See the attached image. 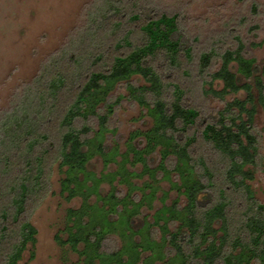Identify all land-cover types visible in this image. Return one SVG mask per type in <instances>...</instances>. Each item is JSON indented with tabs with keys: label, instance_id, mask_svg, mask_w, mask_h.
<instances>
[{
	"label": "trees",
	"instance_id": "obj_1",
	"mask_svg": "<svg viewBox=\"0 0 264 264\" xmlns=\"http://www.w3.org/2000/svg\"><path fill=\"white\" fill-rule=\"evenodd\" d=\"M144 1L106 0L109 12L104 15L108 18L110 14L128 13L129 18L137 20ZM138 30L137 41L133 42L126 31L115 42L118 48L127 46V51L113 54L105 67L87 69L79 78L76 66L70 64L69 70H59L53 60L47 75L34 80L28 100L19 101L1 117L0 264H19L26 246L34 245L36 228L27 219L26 211L48 191L55 162L59 168L66 166L60 180L61 191L66 190L68 197L79 194L82 198L78 207L67 209L71 223L66 226L65 239L57 237L82 255L81 264H128L127 234L138 232L145 221L147 227H152L148 234L152 235L154 245H142L144 249L152 248L151 264L158 259L164 264H264V203L249 182L258 164L254 115L258 104L264 107V81L256 72L254 58L242 53L243 43L238 36L234 48L217 52L212 47L199 53L200 73L207 70L216 55L220 59L210 76L211 80H220L221 86L209 87L212 94L224 99L226 94L244 89L245 95L225 100L215 118L198 122L199 109L185 101L184 87L165 74L166 69L180 68L192 57L191 47L182 44L177 14L161 12L147 16ZM73 61L77 63L78 59ZM231 62L236 64V71L230 68ZM237 73L245 80L240 81ZM134 74L144 83L129 82ZM121 80L126 81L129 96L147 108L152 123L144 131L132 132L128 148L119 153L115 146L106 147L103 140L113 110V103L105 99ZM62 86L70 94L65 104L59 106ZM100 102L104 103L103 112L97 108ZM93 117L97 128L89 123ZM137 134L145 138L142 148L132 142ZM157 145L160 162L152 168L147 156ZM129 151L133 157L130 161H141L150 175L159 168L168 176L165 160L171 157V167L180 178V183L172 182L185 197L183 204L177 199L169 204L162 202L153 220L144 219L136 228L132 224L134 213L141 202L152 199L155 187L145 182L144 186L150 189L142 191L138 200L129 198V192L118 193L112 183L116 175L119 182L130 188L136 185L130 180L136 171L125 165ZM95 153L101 155L104 166L110 159L118 161L116 170L98 176L88 169L87 162ZM115 153L121 154L120 160L115 159ZM105 178L111 185L104 195L98 185ZM92 193L97 199L89 201ZM94 202L106 210L103 220L107 221L102 222V215L93 216L90 205ZM118 203L122 205L117 206ZM125 208L129 209L125 225L114 226L119 212ZM112 213L117 214L115 219ZM172 220L178 223L170 230L168 222ZM155 224L159 239L153 237ZM113 230L123 238L119 245L109 247V233ZM134 245L138 248V242ZM136 261L133 264H138Z\"/></svg>",
	"mask_w": 264,
	"mask_h": 264
},
{
	"label": "rangeland",
	"instance_id": "obj_2",
	"mask_svg": "<svg viewBox=\"0 0 264 264\" xmlns=\"http://www.w3.org/2000/svg\"><path fill=\"white\" fill-rule=\"evenodd\" d=\"M107 6L106 0H0V119L16 103L26 98L28 100L27 95L31 93L34 80L47 75L51 66L53 67V60L57 62L59 70H69L76 66V71L79 69L76 78H79V74L82 76L87 69L105 67L113 54L128 50L127 46H115V42L126 31H129L133 42L137 41L140 22L147 16L161 12L177 14L182 44L191 47L190 61L180 68L166 69L165 74L168 79L178 81L184 87L185 101L199 109L198 122L215 118L225 100L234 95H245L244 89L228 93L224 99L212 94L209 87L221 86L220 80H211L210 76L218 67L220 59L216 55L207 70L200 73L197 60L201 51L212 47L217 52L234 48L238 44V36L243 43L242 53L254 58L258 69L256 72L264 81V0H145L143 7L139 9L140 17L137 20L129 18L128 13L110 14L106 18L104 13L109 12L106 10ZM74 58L78 59L79 66L78 61H73ZM230 68L236 71V64L231 62ZM237 75L240 76V81L245 80L238 73ZM250 80L253 82L252 78ZM128 81L136 85L144 83L137 74L130 76ZM253 89L255 90L254 86ZM69 94L68 88L62 86L57 100L59 106L65 104ZM105 100L113 103V110L108 117V129L104 132L103 141L106 147L115 146L122 153L128 148L130 134L136 130H146L152 119L147 108L129 96L125 80L117 82ZM97 108L103 112L104 103H98ZM80 120L82 119L78 122ZM89 123L97 128L95 117ZM253 126L258 137V164L254 177L249 182L256 197L264 203V107L259 104ZM132 142L137 148H142L145 138L142 134H137ZM119 153L113 155L116 160L121 159ZM132 158V152L129 151L125 165L129 170L136 171L135 175L130 176V180L136 185L130 188L127 183L119 182L118 175L112 183L116 185L120 195L129 192L128 197H134L135 200L142 197V191H149L150 188L144 186L145 182L155 187L152 199L141 202L138 211L134 213L132 224L136 228L144 223V219L152 221L162 202L169 204L177 199L183 204L185 197L180 187L172 182L180 183V178L177 170L171 167V157L165 160L169 169L168 176L163 175L159 168L154 175H150L149 170L143 169L141 161H130ZM147 161L150 167H157L160 162L159 145L148 153ZM117 163L118 161L110 159L104 166L101 155L95 153L88 160L87 168L100 176L101 173L116 170ZM65 167L59 168L56 162L52 164L48 191L26 211L27 219L36 228L35 242L33 246L28 244L23 250L19 264L82 263V255L57 238L65 239L67 235L66 226L71 223L66 216L68 207H78L82 201L79 194L68 197L66 190L61 191L60 180L65 176ZM110 185L106 178L102 180L98 185L100 193L105 195L110 190ZM96 199L94 193L89 196V201ZM90 209L94 217L101 218L102 215V220L104 219L106 210L103 207L94 202ZM127 213L128 208L122 213L119 212L118 220L113 225L119 228L121 224L125 225ZM112 217L115 219L117 214L112 213ZM105 221L107 220L102 222ZM177 223V220L169 221L168 229H174ZM147 226L145 221V225L138 232L127 234L125 248L130 258L128 264H133L135 259L138 264H151L152 248L143 247L154 245L152 235L148 234L152 227ZM109 235V247L122 242V236L120 237L117 230L111 231ZM153 237L160 238L156 224L153 226ZM136 242L138 248L134 245ZM164 244L167 249L168 244L165 241ZM155 245L159 248L158 243ZM81 246L82 243H79L78 248ZM155 264H164V261L158 259Z\"/></svg>",
	"mask_w": 264,
	"mask_h": 264
}]
</instances>
